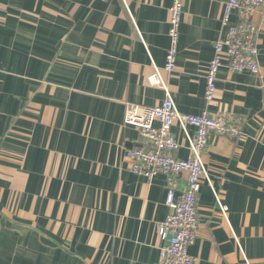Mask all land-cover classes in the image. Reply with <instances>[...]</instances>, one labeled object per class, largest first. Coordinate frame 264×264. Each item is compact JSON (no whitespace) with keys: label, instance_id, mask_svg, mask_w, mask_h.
Wrapping results in <instances>:
<instances>
[{"label":"crops","instance_id":"obj_1","mask_svg":"<svg viewBox=\"0 0 264 264\" xmlns=\"http://www.w3.org/2000/svg\"><path fill=\"white\" fill-rule=\"evenodd\" d=\"M173 0H0V264H160L166 177L133 173L142 143L129 105L166 98L149 78L171 47ZM223 0H185L177 69L162 71L177 110L244 120L203 155L195 264H264V9L258 75L222 68L205 99ZM191 156L179 125L172 129ZM194 134V130H190ZM188 177L179 181L180 192ZM223 208H226L224 211Z\"/></svg>","mask_w":264,"mask_h":264},{"label":"built area","instance_id":"obj_2","mask_svg":"<svg viewBox=\"0 0 264 264\" xmlns=\"http://www.w3.org/2000/svg\"><path fill=\"white\" fill-rule=\"evenodd\" d=\"M225 12L223 24L229 26L232 14L238 22L230 25L226 38L214 43V56L206 74L205 99L209 104L216 100L219 72H247L258 75L259 27L254 16L264 9V0H223ZM185 0H173L170 7L169 36L171 47L166 55L163 69L155 67L149 78L150 84L159 87L166 95L165 101L156 107L129 105L125 123L139 130L142 143L128 153L133 173L149 180L159 174L166 177L169 214L158 226V234L165 243L161 250L160 264H195L190 254L199 224L198 203L202 180H209L203 162L211 136L238 139L242 134L244 120L231 115L211 117L206 112L200 115L180 113L172 99L169 86L162 71L175 72L177 69L180 30L184 21ZM179 125L190 144L191 156L187 160L177 157L181 146L173 136L172 129ZM194 130V134L190 130ZM184 174L188 177V188L178 189ZM226 211V208H223Z\"/></svg>","mask_w":264,"mask_h":264}]
</instances>
